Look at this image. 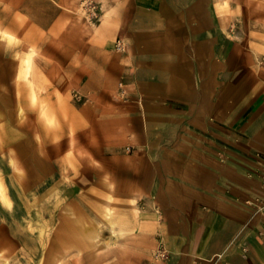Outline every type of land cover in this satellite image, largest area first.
<instances>
[{
	"label": "rangeland",
	"instance_id": "rangeland-1",
	"mask_svg": "<svg viewBox=\"0 0 264 264\" xmlns=\"http://www.w3.org/2000/svg\"><path fill=\"white\" fill-rule=\"evenodd\" d=\"M104 1L0 0V24L15 34L0 51V88L6 94L0 97L5 110L0 178L15 195L10 206L0 197V238H8L0 246L7 258L0 257V264H51L62 254L69 259L65 264H79L75 255L86 238L90 243L80 264H165L168 259L155 207L138 200L144 161L129 160L136 146L123 117L131 113L126 104L132 97L127 92L117 95L119 100L114 92L117 52L109 47L112 27ZM210 6L236 56L264 66V0H210ZM31 45L41 71L39 97L20 108L19 89L26 102L31 94L26 79L16 75L20 55ZM55 183L61 189L56 193ZM37 189L51 201H39ZM80 214L88 226H98L95 238L80 231ZM97 248L104 249L98 256Z\"/></svg>",
	"mask_w": 264,
	"mask_h": 264
},
{
	"label": "crops",
	"instance_id": "crops-1",
	"mask_svg": "<svg viewBox=\"0 0 264 264\" xmlns=\"http://www.w3.org/2000/svg\"><path fill=\"white\" fill-rule=\"evenodd\" d=\"M102 6L117 52L114 92L121 100L124 85L132 97L129 160L144 161L138 200L160 217L165 264H264V66L236 56L210 0ZM118 37L126 51L114 49ZM43 195L37 189L51 201Z\"/></svg>",
	"mask_w": 264,
	"mask_h": 264
},
{
	"label": "bare ground",
	"instance_id": "bare-ground-1",
	"mask_svg": "<svg viewBox=\"0 0 264 264\" xmlns=\"http://www.w3.org/2000/svg\"><path fill=\"white\" fill-rule=\"evenodd\" d=\"M14 36H15L14 33H12L11 31L7 30L6 28H4L0 24V51H2L4 49V47L10 41L13 40ZM36 52L37 51H36L35 47L31 45L28 48V50L23 55H20L21 59H20L19 74H17L16 76L18 78V76L20 75L19 77H22L23 76L24 79H26L27 83L26 82L25 83L29 87L30 94H31V100H30V102H26L25 96H23L24 93L18 87V89L20 91V94L17 96V101H18L17 103H18V105H19L20 108H21L20 105L23 102L25 104L26 103L29 104V103H32V102L34 103V101L37 100L38 97H39V95H38V91H39L38 90V73L41 72V71H38V69H37L38 64H37V61H36ZM4 95H6V94L0 88V97L1 98H4ZM3 108L4 107H2L0 105V116H4L5 110ZM12 161H13V159H12ZM39 163H40V166H42L44 170L50 169V166H48V165L46 166L44 162L39 161ZM15 165H16L15 167H17V164H15ZM11 196H15L14 195V191H13V187L10 185L9 182L6 183L2 178H0V197L9 206L11 205V201H10ZM112 209H113V207H111V206H107V208H106L107 213L110 214L111 216H113V210ZM76 220L80 223V231L83 232V234H85V233L88 234L89 233L90 236H91V238H95L98 235L97 233L94 234V232H96V231L98 232L99 231L98 226L96 224L95 225H89L88 226L87 225V222H86V218L84 217V215H82V214L77 215L76 216ZM64 223L67 226L68 225H71L70 222H69V218L66 219ZM91 242L94 243V241H91ZM88 243H90V241H89L88 238H86L85 240L82 239L81 243L78 245V248L79 249L76 252L75 257H76V260H78L79 264L82 262V260H84L83 250H84V248H86L89 245ZM102 250H104V249L97 248V250L95 252L96 253V256H98L101 253ZM0 257L6 258L4 256V253L2 252V250H0ZM53 260H56V261L53 262V263L51 262V264H65V261L64 260H69V259L67 258V255L66 254H62L59 257H54Z\"/></svg>",
	"mask_w": 264,
	"mask_h": 264
},
{
	"label": "built area",
	"instance_id": "built-area-1",
	"mask_svg": "<svg viewBox=\"0 0 264 264\" xmlns=\"http://www.w3.org/2000/svg\"><path fill=\"white\" fill-rule=\"evenodd\" d=\"M114 48L116 50H118V51H121V52L126 51V49H127V42L122 37H118L116 39L115 43H114ZM126 92H127L126 86L121 85V87H120V94L125 97L126 96ZM262 208H264V206H262Z\"/></svg>",
	"mask_w": 264,
	"mask_h": 264
}]
</instances>
